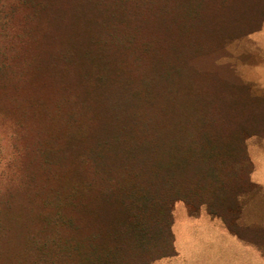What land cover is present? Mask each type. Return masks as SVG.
<instances>
[{
	"label": "trees",
	"instance_id": "16d2710c",
	"mask_svg": "<svg viewBox=\"0 0 264 264\" xmlns=\"http://www.w3.org/2000/svg\"><path fill=\"white\" fill-rule=\"evenodd\" d=\"M263 22L264 0H0V264H152L177 201L246 241L264 97L200 26Z\"/></svg>",
	"mask_w": 264,
	"mask_h": 264
},
{
	"label": "rangeland",
	"instance_id": "374dc122",
	"mask_svg": "<svg viewBox=\"0 0 264 264\" xmlns=\"http://www.w3.org/2000/svg\"><path fill=\"white\" fill-rule=\"evenodd\" d=\"M200 30L219 49L212 54L215 64L227 65L251 93L264 97V22L258 31L237 38L216 39L206 27L200 26ZM3 128H0V182L11 158L8 134ZM245 144L252 164L260 166L251 177L250 187L239 198L236 224L246 241L227 231L219 218L177 201L171 206V231L176 237L174 255L152 264H264V131L245 137Z\"/></svg>",
	"mask_w": 264,
	"mask_h": 264
},
{
	"label": "crops",
	"instance_id": "0c3cea01",
	"mask_svg": "<svg viewBox=\"0 0 264 264\" xmlns=\"http://www.w3.org/2000/svg\"><path fill=\"white\" fill-rule=\"evenodd\" d=\"M254 161V160H253ZM258 169H260V166H258V164H257V166L256 165H254V162H253V171H252V174H251V177H254V175L256 174V171L258 170ZM218 232V231H217ZM223 235H224V230H223ZM174 236V235H173ZM174 241H176V237L174 236Z\"/></svg>",
	"mask_w": 264,
	"mask_h": 264
}]
</instances>
